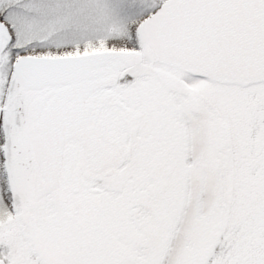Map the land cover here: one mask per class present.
Returning <instances> with one entry per match:
<instances>
[{"label":"snow or ice","instance_id":"snow-or-ice-1","mask_svg":"<svg viewBox=\"0 0 264 264\" xmlns=\"http://www.w3.org/2000/svg\"><path fill=\"white\" fill-rule=\"evenodd\" d=\"M0 264H264V0H0Z\"/></svg>","mask_w":264,"mask_h":264}]
</instances>
